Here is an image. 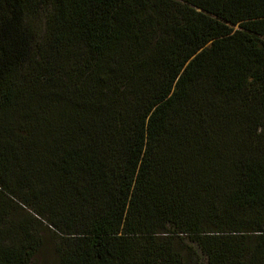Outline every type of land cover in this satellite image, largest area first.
I'll list each match as a JSON object with an SVG mask.
<instances>
[{
    "label": "trees",
    "instance_id": "trees-1",
    "mask_svg": "<svg viewBox=\"0 0 264 264\" xmlns=\"http://www.w3.org/2000/svg\"><path fill=\"white\" fill-rule=\"evenodd\" d=\"M0 264H264V0H0Z\"/></svg>",
    "mask_w": 264,
    "mask_h": 264
},
{
    "label": "rangeland",
    "instance_id": "rangeland-1",
    "mask_svg": "<svg viewBox=\"0 0 264 264\" xmlns=\"http://www.w3.org/2000/svg\"><path fill=\"white\" fill-rule=\"evenodd\" d=\"M3 204H7L10 210L13 212L9 213V217L11 221H13V217L17 220L21 218H29L31 217L29 212L20 207V205H12L7 203L6 201L0 202ZM35 227V235L38 236L41 246L35 252L31 264H57V257L53 252V245L57 240V235L49 226H47L43 221H33L30 219ZM192 249L195 251L194 255L188 261H185V264H206L205 259L199 254V252L195 249L193 245Z\"/></svg>",
    "mask_w": 264,
    "mask_h": 264
}]
</instances>
